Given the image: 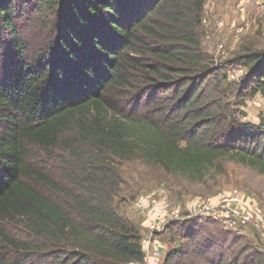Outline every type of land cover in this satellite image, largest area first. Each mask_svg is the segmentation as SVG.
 Segmentation results:
<instances>
[{
	"label": "trees",
	"instance_id": "1",
	"mask_svg": "<svg viewBox=\"0 0 264 264\" xmlns=\"http://www.w3.org/2000/svg\"><path fill=\"white\" fill-rule=\"evenodd\" d=\"M186 1H170L166 26L148 17L167 0H0V264H33L38 253L51 264H142L141 227L121 216L116 202L117 161L138 156L194 182L225 159L264 174V119L254 124L240 111L247 98L264 95V52L241 62L251 76L242 83L209 66L197 73L204 58L194 32L205 0ZM138 75L170 92L164 109L156 102V111L141 110L140 95H126ZM116 88L118 111L110 102ZM35 147L50 158L78 156L75 194L31 164ZM16 219L46 248L10 238L5 227ZM168 233L176 244L163 264H264L260 245L210 221L175 222ZM1 246L19 258L12 262Z\"/></svg>",
	"mask_w": 264,
	"mask_h": 264
},
{
	"label": "rangeland",
	"instance_id": "2",
	"mask_svg": "<svg viewBox=\"0 0 264 264\" xmlns=\"http://www.w3.org/2000/svg\"><path fill=\"white\" fill-rule=\"evenodd\" d=\"M170 1L167 0L166 7L157 13L158 15L154 14L151 18L148 17V23L173 22L172 13L169 12ZM29 16L28 11L24 18H30ZM146 17L144 16L143 20H146ZM27 20L25 19L24 22ZM199 20L201 24L195 29L194 42L198 46L199 54L204 58V62L201 63L196 72L203 73L202 69L209 66L217 70L227 71L230 80L233 82L242 83L243 80L249 79L251 77L250 71L246 66L241 65V62H244L245 58L250 56V54L264 52V0H205ZM168 25L166 23V26ZM32 32L33 40L38 39V32ZM164 46L167 49L169 43ZM155 47L160 46L156 44L152 46V48ZM199 54H197L198 57ZM134 57L136 59L141 58L139 54L134 55ZM148 62L149 59H145L144 63L149 65L151 62ZM194 64L186 65L192 68ZM186 65H174L172 68L180 70V67H185ZM138 76L134 78L136 80L134 83H136L135 86L137 88H143V94H136L135 87L131 92H126V95L131 97L134 95L133 100L139 99L138 95H140L141 102L139 106L141 110L145 107L156 111L154 106H152L156 102L161 106V109H164L163 105L168 103L163 97L166 99L171 97L170 92L167 97L163 89L160 90L163 92L155 91L158 87L154 88L148 82H144L143 77ZM196 79V77L193 78L191 82L193 84L191 85L194 86ZM230 96V101L236 106L240 100L235 94ZM111 97L112 106H116L117 111L118 108L121 110V107H119L120 89L116 88ZM125 106L128 107V111L133 108L132 104L127 105L126 103ZM240 111L245 114L244 120L259 124L260 120L264 119V95L260 94L254 98H247L244 105L240 107ZM85 149L93 151L90 147ZM31 151L33 154L29 159L31 164L47 174L69 194L76 193L77 183L73 180L78 168L73 166L77 164L75 160L78 159V156L75 158L73 155L71 157V155L64 156L58 153L57 156L50 158L45 150L38 147L31 148ZM116 169L119 171V180L121 181L119 196L116 197L119 212L121 216L141 227L143 237L149 236L150 225L155 217V211L153 212V210L157 206L160 209V201L163 198L169 199L175 207L184 210L185 205L194 199H217L219 195L238 191L242 198L240 204L236 207L245 213L260 214L261 219L260 232L255 229L254 222H250L246 229L240 230L241 234H238L244 236L245 242H252L257 246L260 245L261 250L264 248V240H262V234H264V174L260 175L256 170L246 166L243 167L228 159L218 164L215 170L210 171L202 182H194L179 175L169 174L161 167L151 165L138 156L129 162L117 161ZM35 187L41 194L61 204L64 208L67 209L71 205V202L63 195L59 196L45 186L35 184ZM162 191H164V195L160 197L159 195ZM154 192L156 195H153ZM22 226L20 220H17L16 225L9 226L7 224L5 231L13 240L23 244L27 243L33 248L36 247V249L46 248L45 240H37L31 237ZM168 227L161 234L164 246L162 253L164 256L160 259L159 264L164 263L168 252L176 244V242H171ZM221 228L224 229L222 226ZM1 247L7 248L6 246ZM7 255L11 257L12 262L19 258L10 249L3 254V256ZM30 262L33 264H51V261L47 263L45 256L39 253L35 254Z\"/></svg>",
	"mask_w": 264,
	"mask_h": 264
},
{
	"label": "built area",
	"instance_id": "3",
	"mask_svg": "<svg viewBox=\"0 0 264 264\" xmlns=\"http://www.w3.org/2000/svg\"><path fill=\"white\" fill-rule=\"evenodd\" d=\"M153 195H156L154 192ZM164 195V191L159 195ZM241 196L238 191H231L219 197L208 200L194 199L185 205V209L175 207L167 198L160 201L153 210L154 220L150 225L149 236L143 237L141 242L142 252L145 255L142 264H159L164 256L162 253L163 241L161 234L166 228L175 222H187L190 220L213 222L233 232L241 234L240 230H245L250 222H254L255 229L260 232L261 219L260 214L245 213L236 206L241 202ZM154 206V205H153ZM255 216V218H254ZM264 240V234H262ZM264 252V248H262ZM139 264V263H136Z\"/></svg>",
	"mask_w": 264,
	"mask_h": 264
}]
</instances>
